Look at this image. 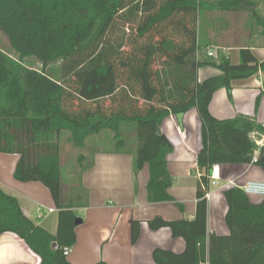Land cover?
I'll return each mask as SVG.
<instances>
[{
	"label": "trees",
	"instance_id": "1",
	"mask_svg": "<svg viewBox=\"0 0 264 264\" xmlns=\"http://www.w3.org/2000/svg\"><path fill=\"white\" fill-rule=\"evenodd\" d=\"M264 0H0V30L11 52L0 47V152L19 153L14 176L40 181L59 210L56 234L27 218L19 200L0 186V236L14 232L41 257L39 264H74L64 254L77 240V213L63 203L61 139L83 148L105 130L114 133L117 151L133 155L139 173L147 163L151 202L176 201L168 154L173 146L160 131L171 114L195 107L202 123L201 172L193 220H148L151 229L169 227L183 237L177 253L156 248L157 264H264V199L253 203L244 189L224 190L229 235L208 230L210 171L215 163H255L264 168V149L255 162L251 133L263 131L246 116L217 119L209 109L219 88L260 70L250 48L231 63L227 56H205L199 39L201 12L250 11L264 33ZM121 25L123 34H116ZM33 58L35 64H28ZM63 61L55 76L50 66ZM39 64V66H37ZM214 66L222 74L199 80V69ZM134 125L136 149L128 150L125 125ZM55 141V142H54ZM81 160L83 156L79 157ZM93 162L82 167V172ZM179 204V203H178ZM85 206V205H84ZM181 206V204H179ZM133 221V243L139 239ZM56 242L58 247L54 248ZM95 264H108L99 260Z\"/></svg>",
	"mask_w": 264,
	"mask_h": 264
},
{
	"label": "crops",
	"instance_id": "2",
	"mask_svg": "<svg viewBox=\"0 0 264 264\" xmlns=\"http://www.w3.org/2000/svg\"><path fill=\"white\" fill-rule=\"evenodd\" d=\"M264 15V3L257 5ZM224 18L218 29L209 28L216 18L206 17L208 24L205 38L200 42L202 53L207 49L219 48V53L227 56L233 64L241 62V50L250 48L259 61L264 60V33L253 25L250 17H237L242 11L220 12ZM207 12V13H208ZM253 14L250 11H244ZM254 18V16L252 15ZM210 20V21H209ZM226 23V25H224ZM225 26V27H224ZM210 29V30H209ZM200 39V29H199ZM222 72L214 66L199 69V80L220 75ZM211 114L217 119H233L246 116L258 125L264 124V71L255 75L234 80L232 89L226 87L215 91L209 105ZM125 125L124 127H128ZM133 135L137 132L134 125ZM202 123L197 108L193 107L183 116L180 124L176 115L171 114L163 120L161 131L170 140L173 150L168 154V169L173 183L168 192L175 201L151 202L147 189L150 179L149 165L136 173L133 155L130 152L117 151L98 145L101 136L93 138V165L86 171L79 169L78 163L72 164L67 172L71 180H65L63 163V145L61 146V164L63 177V203H73V210L79 216V209L86 208L87 214L76 227L77 240L68 260L74 264H95L104 260L108 264H157L153 258L156 248L181 253L186 248L183 237H174L169 227L157 230L150 228L148 220L160 216L167 220H193L197 209V186L201 172L198 167V154L203 147ZM125 131V130H123ZM136 133V134H135ZM107 137L110 134H106ZM68 136V135H67ZM114 139V133L112 134ZM68 139V137H67ZM115 141V139H114ZM55 142V141H54ZM97 143V144H96ZM73 147V146H72ZM79 156V155H78ZM20 159L19 153L0 152V186L8 194L15 196L27 218L48 232L56 234L59 225V208L50 189L40 181H20L14 171ZM220 165V180L210 186L208 230L210 233L229 235L226 222L228 204L224 190L232 187L245 188L248 182H264V168L255 163H215ZM212 172V167L210 175ZM80 182V192H79ZM75 186L66 190L67 184ZM248 194V193H247ZM250 200L261 203L264 196L248 194ZM89 200L88 206L81 205L82 199ZM181 206H179V204ZM84 206V207H82ZM133 221L139 222V239L133 243ZM91 224V226H89ZM41 257L27 242L14 232H4L0 236V264H39Z\"/></svg>",
	"mask_w": 264,
	"mask_h": 264
},
{
	"label": "rangeland",
	"instance_id": "3",
	"mask_svg": "<svg viewBox=\"0 0 264 264\" xmlns=\"http://www.w3.org/2000/svg\"><path fill=\"white\" fill-rule=\"evenodd\" d=\"M205 15H206V17L208 16V18L210 17V20H211V15L214 19L216 18V23L214 25L211 23L212 21L210 22V24H209L210 29H212L213 27L215 29H218L222 25L221 23L223 21H226L224 18L219 17L220 13H209V12L207 13L205 11L201 12V15L199 17V29H200V40L201 41H203L205 38V35H204L205 30L204 29L206 28V30H207V27H208V24L204 23L205 22ZM252 15L253 14H248V13H245L244 11H242L241 15L238 14L237 17H241V16L242 17L244 16L245 18L250 17V20L251 19L253 20L254 18L252 17ZM252 23L254 25V22H252ZM224 25H226V23ZM123 33H124V29L121 25H119V28L116 30V34L118 35V34H123ZM0 47L7 50L8 52H11V46H10L9 39L6 35H4V33L1 30H0ZM26 62L28 64H35V60L33 58L27 59ZM62 64H63V61H61V62L58 61V62L52 64L50 66V72H52L55 76H58L60 73V68H61ZM37 66H39V64ZM124 130L125 131L123 132V134H124L126 141L128 143V145H126L125 148L128 150L136 149L137 138L135 135H133V129L129 125L128 127H124ZM104 132H106V133H104V135L101 136L102 141L99 142L98 145H100L102 147H106V148H115L116 147V140L114 141V139L112 137L113 132L109 131V130H105ZM106 134H110V136L107 137ZM93 138H95V137H91L83 148H78V147L73 148L71 143L67 139V134L61 139V142H62V145L64 148L63 149V151H64V156H63L64 162L63 163L65 164V172H64L65 180L69 181L72 179V177H70L68 172H67L69 169L71 170L70 166L72 164L78 163L79 169H82L83 166L90 163V161L92 160V157H93V152H92L93 147L95 146L94 142H93ZM80 156L84 157V159L82 160V164L80 163L81 162V160L79 158ZM73 186H75V185L72 183L71 184L68 183L66 190L68 192H70L71 188ZM80 191L81 190H80V182H79V192ZM80 202L82 203L81 205L88 206L89 200H85L83 198ZM82 207H84V206H82ZM78 214H79V216H81V218L82 217L84 218L85 215L87 214L86 208L79 209ZM89 226H91V224H89Z\"/></svg>",
	"mask_w": 264,
	"mask_h": 264
},
{
	"label": "built area",
	"instance_id": "4",
	"mask_svg": "<svg viewBox=\"0 0 264 264\" xmlns=\"http://www.w3.org/2000/svg\"><path fill=\"white\" fill-rule=\"evenodd\" d=\"M207 55L212 58H218L219 55V48L217 47H211L207 49ZM263 131H254L251 133V138L255 141L257 148L255 149L254 153V161L256 162L260 156L261 152L264 149V124L262 125ZM210 179V186H215L218 183V180H220V165L219 164H213L212 165V172L209 177ZM245 192L248 194H260L264 196V182H248L247 185L244 188ZM207 196L210 197V193H207ZM71 252V247H65L64 248V254L66 257ZM201 264H209V260L202 262Z\"/></svg>",
	"mask_w": 264,
	"mask_h": 264
},
{
	"label": "water",
	"instance_id": "5",
	"mask_svg": "<svg viewBox=\"0 0 264 264\" xmlns=\"http://www.w3.org/2000/svg\"><path fill=\"white\" fill-rule=\"evenodd\" d=\"M183 116H184V113H183V112L178 113V114L176 115V117H177V119H178V121H179L180 124L183 122ZM160 131H161V129H160ZM81 223H82V218L78 217V218L76 219V224L79 225V224H81ZM53 247H54V248H57V247H58V245H57L56 242L53 243Z\"/></svg>",
	"mask_w": 264,
	"mask_h": 264
}]
</instances>
